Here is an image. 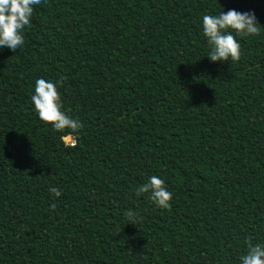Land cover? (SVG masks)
I'll return each mask as SVG.
<instances>
[{
    "label": "trees",
    "instance_id": "obj_1",
    "mask_svg": "<svg viewBox=\"0 0 264 264\" xmlns=\"http://www.w3.org/2000/svg\"><path fill=\"white\" fill-rule=\"evenodd\" d=\"M229 9L261 30L211 62L201 19ZM37 78L81 122L74 146L36 115ZM152 175L167 209L137 195ZM249 241L264 244V0H46L0 49V264H239Z\"/></svg>",
    "mask_w": 264,
    "mask_h": 264
},
{
    "label": "clouds",
    "instance_id": "obj_2",
    "mask_svg": "<svg viewBox=\"0 0 264 264\" xmlns=\"http://www.w3.org/2000/svg\"><path fill=\"white\" fill-rule=\"evenodd\" d=\"M45 3L46 0H0V49L15 51L24 45V32L30 27L33 13ZM201 25L209 47L206 57L211 62H237L241 55L237 37L258 35L261 30L254 12H239L235 9L223 10L216 15H203ZM30 102L42 122L50 125L54 131L64 133L61 139L71 146L75 145L82 124L61 110L58 82L37 78ZM164 185L163 178L152 175L136 192L137 195L148 193L149 200L158 208L167 209L170 207L172 193ZM49 192L54 197L61 195V190L56 187H51ZM125 218L135 223L139 216L128 210ZM239 264H264V244L249 241L246 251L239 257Z\"/></svg>",
    "mask_w": 264,
    "mask_h": 264
},
{
    "label": "rangeland",
    "instance_id": "obj_3",
    "mask_svg": "<svg viewBox=\"0 0 264 264\" xmlns=\"http://www.w3.org/2000/svg\"><path fill=\"white\" fill-rule=\"evenodd\" d=\"M64 143L66 144V145H69L68 143H66L65 141H64Z\"/></svg>",
    "mask_w": 264,
    "mask_h": 264
}]
</instances>
